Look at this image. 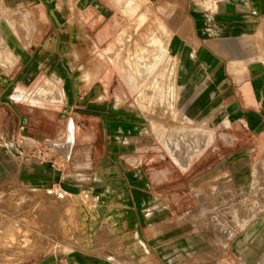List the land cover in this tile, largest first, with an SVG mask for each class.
<instances>
[{
    "label": "crops",
    "instance_id": "1",
    "mask_svg": "<svg viewBox=\"0 0 264 264\" xmlns=\"http://www.w3.org/2000/svg\"><path fill=\"white\" fill-rule=\"evenodd\" d=\"M140 7L156 19L157 29L131 28ZM0 23V173L9 164L26 189L71 194L91 209L90 219L81 220L82 245H95L94 229L103 219L126 231L131 253L112 260L75 247L41 264L170 260L160 246L154 255L149 247L163 227L164 211L154 203L178 175L143 158L151 135L147 119L160 115L146 113L139 101L144 90L136 96L134 88L161 72L163 62L170 59L173 80L185 87L189 116L241 128L255 139L254 149L264 152V0H0ZM153 47L159 56L134 60V52L140 58ZM21 92L26 99L16 96ZM71 134L66 160L22 162L15 155L20 137L52 146L67 145ZM251 169L250 191L261 193L264 180L255 173H264V158ZM261 197L254 198L263 202L260 216L233 243L241 259L248 246L258 257L264 254ZM177 246L187 250L185 242Z\"/></svg>",
    "mask_w": 264,
    "mask_h": 264
},
{
    "label": "rangeland",
    "instance_id": "2",
    "mask_svg": "<svg viewBox=\"0 0 264 264\" xmlns=\"http://www.w3.org/2000/svg\"><path fill=\"white\" fill-rule=\"evenodd\" d=\"M144 16L145 23L137 30L146 31L153 25L152 29H157L156 19H150L142 7L132 16L131 28L136 29ZM165 63H162V70ZM17 71L9 72L7 81L12 80ZM155 74L157 72L150 73L143 85L134 87L136 96L137 92L144 90L140 99H148ZM173 82L172 114L167 112L168 115L164 113L163 116L161 106L154 112L142 107L148 115H160L147 119L151 135L143 158H147L153 167L163 166V169L169 168L178 175V182H172V189L170 183L164 184L163 197L154 203L164 211L160 215L163 227L155 238L156 245L149 247L150 252L154 255L158 250L156 246L163 248L165 254L170 255V260L163 264H249L244 256L250 250L257 252L256 249L246 247L241 259L233 243L236 237H243L256 221L258 214L250 209L246 212L247 206L258 200L254 199L257 196L261 195L264 200V190L258 194L250 191L253 182L251 167L258 159L264 158V152L254 149L255 139L241 128L227 127L218 118L204 121L189 116L183 100L185 87L179 79ZM25 142L27 145L30 143L28 139ZM66 146L60 142L52 143L47 157L66 160L70 155ZM28 150L29 146L24 155L31 161L36 156L31 158ZM15 153L19 161L30 162L16 148ZM8 165L0 173V264H41L55 252L72 254L70 251L75 247L85 253H97L107 258L112 256V260L129 257L131 253L124 240L126 231L112 229L103 219L94 229L95 245H82L81 220L90 219L89 205H82L69 193L64 198L59 190L26 189L16 181ZM240 171L243 180L241 174L238 175ZM255 179L264 180L263 171L256 170ZM244 183H247L246 188ZM92 197L86 201H92ZM243 220L247 221L242 228L240 221ZM231 228L234 233L229 236ZM180 242H185L187 250L178 249ZM261 257L264 258V254Z\"/></svg>",
    "mask_w": 264,
    "mask_h": 264
},
{
    "label": "bare ground",
    "instance_id": "3",
    "mask_svg": "<svg viewBox=\"0 0 264 264\" xmlns=\"http://www.w3.org/2000/svg\"><path fill=\"white\" fill-rule=\"evenodd\" d=\"M130 1H132V0H130ZM133 1H135V0H133ZM137 7L138 6L135 5V7H134V5H133V9L135 11H136L135 8H137ZM145 20H146L145 16L142 17L141 18V21L138 22V25L144 24L145 23ZM157 49L158 48L153 47L151 52H150V50L149 51L147 50L145 52V55L143 57H140V58H139V55H138L137 52H134L132 56H133V58H134V60L136 62L137 61H140V63H143L141 61H144V62L145 61H149L151 57L153 58V57L159 56L160 54L157 51ZM171 61H172V59H171ZM169 63H170V59L167 60V62L165 63V66L163 67V70L161 72L157 73V75L155 76L154 85L152 87V90L148 94V99H143V98L139 99L141 105H143L145 108H147L150 112H154L156 109H158V106H161L163 108V111H164L163 112V116H164V113H166L165 115H168L167 112L168 113L169 112L171 113L173 111L172 110L173 109L172 100L174 99L173 96H174V91H175L174 90L175 89V85H174V82H173L174 70H173V67H172L173 64L169 65ZM139 72L141 73V70H139ZM16 96L19 97L20 99H22V98L25 97V93L24 92H21V93H19ZM24 99H26V98H24ZM161 107H159V108H161ZM72 132H73V130H72ZM72 140H73V138H72V134H71V136H70V142L66 146V152L68 154H70V151H71V146H72V142L71 141ZM262 208H263V202H261L260 200H254L250 205L247 206V208H246L245 211L247 212L250 209L251 211H253L254 213H256L255 215H257L258 212ZM242 213L243 212H241V214ZM238 215L240 216L239 212H238ZM244 221H247V220L240 221L241 222L240 223V226L242 228L244 227ZM228 233H229V236H230V235H232L234 233V230L231 228ZM257 254H258L257 252H255L253 250H250V252H248V253L245 254L244 259H245L246 262H249V264H263L264 258L263 257H258ZM252 258H255V260H253Z\"/></svg>",
    "mask_w": 264,
    "mask_h": 264
},
{
    "label": "built area",
    "instance_id": "4",
    "mask_svg": "<svg viewBox=\"0 0 264 264\" xmlns=\"http://www.w3.org/2000/svg\"><path fill=\"white\" fill-rule=\"evenodd\" d=\"M24 129V126L21 127ZM27 138L23 137L20 141L15 142V146L18 149L19 153L24 155V153L27 150V147H30V150H28L27 154L31 155V158L35 157L34 159H38L40 162H46L49 158L47 157V151L51 149V145L48 143L40 142L37 140H30L31 142L27 143L25 142ZM25 156V155H24ZM26 161H30L28 156H25ZM33 159H31L32 161Z\"/></svg>",
    "mask_w": 264,
    "mask_h": 264
}]
</instances>
